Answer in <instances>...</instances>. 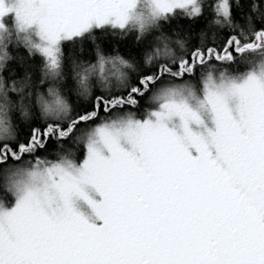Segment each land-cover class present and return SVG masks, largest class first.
<instances>
[{"label": "snow or ice", "instance_id": "obj_1", "mask_svg": "<svg viewBox=\"0 0 264 264\" xmlns=\"http://www.w3.org/2000/svg\"><path fill=\"white\" fill-rule=\"evenodd\" d=\"M0 264H264V0H0Z\"/></svg>", "mask_w": 264, "mask_h": 264}, {"label": "rangeland", "instance_id": "obj_2", "mask_svg": "<svg viewBox=\"0 0 264 264\" xmlns=\"http://www.w3.org/2000/svg\"><path fill=\"white\" fill-rule=\"evenodd\" d=\"M10 19L11 17H9V20ZM86 191L88 192V195L90 198L96 199V200L99 199V197L92 190L86 189ZM74 207L85 217H91L92 215L91 209L88 207V205L83 200H75Z\"/></svg>", "mask_w": 264, "mask_h": 264}]
</instances>
